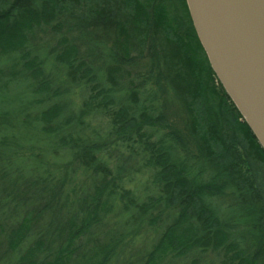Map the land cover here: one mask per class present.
Listing matches in <instances>:
<instances>
[{"label": "trees", "instance_id": "16d2710c", "mask_svg": "<svg viewBox=\"0 0 264 264\" xmlns=\"http://www.w3.org/2000/svg\"><path fill=\"white\" fill-rule=\"evenodd\" d=\"M78 86L87 93L66 116L58 102ZM40 95L55 103L31 117ZM93 115L125 142L129 161L142 159L153 172V197L141 201L121 188L115 178L123 168L113 174L102 138L81 135ZM25 126L47 142L18 134ZM0 148L8 152H0V183L28 169H12L20 157L39 163L27 173L43 175L23 184V193L38 188L30 212L6 213L34 199L0 184V229L21 217L6 225L10 252L33 221L46 215L52 224L51 214L70 209L48 245L37 234L25 256L40 258L27 264H65L90 244L100 252L97 264H109L140 224L165 211L175 215L144 264L208 253L218 264H264V151L214 75L185 0H0ZM59 151L92 174L90 192L71 189L75 201L55 176ZM47 154L56 170L45 169ZM115 211L119 220L110 225ZM98 230L106 239L99 245Z\"/></svg>", "mask_w": 264, "mask_h": 264}, {"label": "rangeland", "instance_id": "374dc122", "mask_svg": "<svg viewBox=\"0 0 264 264\" xmlns=\"http://www.w3.org/2000/svg\"><path fill=\"white\" fill-rule=\"evenodd\" d=\"M71 92L69 96L66 98H62L60 102H58L60 105H63L65 108L64 115L67 116V114H71L73 111H75L78 106H80L84 95L87 93V88L85 86H78L77 88H71ZM164 96V93L162 94V97ZM40 100L43 99V95H40ZM55 103L54 100L47 101L42 100L41 103L38 104V106L34 107L29 113L31 114V117L36 116L39 112H41L44 108H46L49 104ZM171 113V110H169ZM23 119L20 118L19 121H22ZM176 126L178 125V120L171 118L170 119ZM12 123H16V121H12ZM33 126H37L36 123H34ZM179 127V126H177ZM108 125L107 120L101 116V115H93L89 119H87L85 123V129L82 131L81 135H85L87 137L92 138H102V146L106 148L108 151V159L111 160L109 163V167L111 168V171L114 175H116L117 171L123 168V171L119 177L115 178V181L118 183V185L123 188L126 191H129L130 193L134 194L139 200L141 201H147L149 198L154 196V191L151 186L150 179L152 177L153 172L147 168H144L143 166V160L142 159H136L135 161H129L128 155H127V148L124 141L119 140L114 134L111 135V133H108ZM20 135H24L27 138H34L37 142L40 143L38 146H43L47 141L46 137H44L42 134L37 133L33 128H29L27 126L22 127L19 131ZM35 136V137H34ZM31 139V140H34ZM36 141H30L29 146H35L37 145ZM1 149V148H0ZM8 153L6 150L1 149L0 152ZM10 153V151H9ZM47 159L43 160V164L45 166V169L51 168V170H56L59 168L61 171H59L58 174H55L58 179L63 180V191L67 194H69L68 200H73L71 194V189L77 188V193H81V191L87 193L90 192L91 184L93 183L92 174L90 173H84L79 166L76 165L75 161L71 160H65V155L63 151L57 152L54 156L56 157V161L59 160L62 161L60 165L56 167L50 166L51 163L49 160V155L47 154ZM13 155L9 156V158H12ZM14 158V157H13ZM8 162V161H7ZM50 163V165H49ZM38 162L34 159H31L29 157L24 158L20 157L19 161L13 162V167L21 168L22 166L28 167V169L25 170L24 173L19 174H11L9 175L5 183H0L1 187L6 186L11 191L12 195L15 194L17 196L21 195H27L28 197H33V201L30 202V204L25 208L18 206V209L13 211V205H9L8 208H5V212L8 214H12L14 212H23L27 210L28 212L32 211L33 209H38L36 207L37 203V187L31 189V187L27 190V192H24L23 184L28 185V183L33 180V178L40 177L42 178L43 175L39 176L40 170L42 169H36L37 171L35 173H27L26 171H29L32 168H38ZM34 174V175H33ZM37 175V176H35ZM1 179V178H0ZM7 181V182H6ZM30 184V183H29ZM32 186V185H31ZM11 188V189H10ZM75 201V200H73ZM54 207H57L54 205ZM64 208V207H63ZM65 207L62 212L60 213V216L55 214H51V218H53L57 222H53L52 224L49 223L47 220V216H43L40 220L36 219L33 221L32 224L29 226V236L25 241L13 252H10L8 247L6 246V238L8 237V232L6 225H8V229L11 227L16 226L18 223H20V215L18 214L17 218L14 219V221L10 222L9 224H5L1 226L0 229V255L6 253V257L3 258L0 261V264H27L30 260L36 261L34 259H38L40 257L37 256V254H26L25 251H27L28 248L32 246L34 241L37 238V234H41L42 239H44V244L48 245L51 239L54 237V229L55 227L59 226V222L62 221V218L64 217V213H67L70 209ZM19 210V211H18ZM56 209H54L55 212ZM175 215V211H165L164 213L160 214L159 219L153 220L156 216V213L152 214V218H147L144 223L140 224L136 228V234L134 233V237L129 241V245L125 247L122 254L117 255L114 257L109 264H144V258L145 255L150 251L152 246L157 243L159 237L163 233V231L166 228V225L171 221L173 216ZM119 215L117 214V211L113 212L109 217L108 221L110 220L111 224L113 222H118ZM105 224L101 225L100 227H104ZM106 228H108L106 226ZM106 230V229H105ZM101 230H98V245L99 243H105L106 239L103 238L101 235ZM84 242V238L81 237L78 240H76L75 245L78 246L79 244ZM57 248L56 246L53 248V250ZM96 249L93 248V246L90 244V247H86L85 249H81L79 252L76 251L73 255L67 254L65 257V264H97V262L100 259V252L95 254ZM119 252V251H117ZM34 259H31L33 258ZM24 258V259H22ZM29 258V259H28ZM88 260L91 262L89 263ZM194 260V264H218L220 257H217L216 255L212 253H208L205 256L198 257V259H193L192 257H189L188 259L184 260H178L177 262L175 260L166 259L159 261V264H192V261Z\"/></svg>", "mask_w": 264, "mask_h": 264}, {"label": "water", "instance_id": "95a60500", "mask_svg": "<svg viewBox=\"0 0 264 264\" xmlns=\"http://www.w3.org/2000/svg\"><path fill=\"white\" fill-rule=\"evenodd\" d=\"M210 67L264 151V0H185Z\"/></svg>", "mask_w": 264, "mask_h": 264}]
</instances>
